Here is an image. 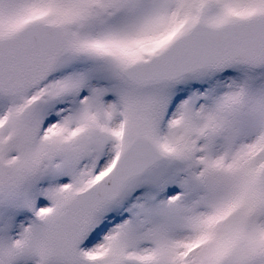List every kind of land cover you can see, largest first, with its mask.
I'll return each mask as SVG.
<instances>
[{
	"label": "snow or ice",
	"instance_id": "6c2138e0",
	"mask_svg": "<svg viewBox=\"0 0 264 264\" xmlns=\"http://www.w3.org/2000/svg\"><path fill=\"white\" fill-rule=\"evenodd\" d=\"M0 264H264V0H0Z\"/></svg>",
	"mask_w": 264,
	"mask_h": 264
}]
</instances>
